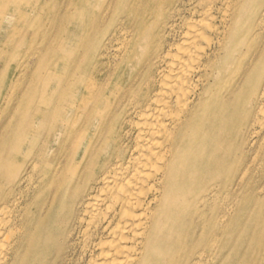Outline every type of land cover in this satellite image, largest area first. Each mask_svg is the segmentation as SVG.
I'll return each instance as SVG.
<instances>
[{
  "label": "bare ground",
  "instance_id": "1",
  "mask_svg": "<svg viewBox=\"0 0 264 264\" xmlns=\"http://www.w3.org/2000/svg\"><path fill=\"white\" fill-rule=\"evenodd\" d=\"M77 17L9 110L0 264H264V0Z\"/></svg>",
  "mask_w": 264,
  "mask_h": 264
},
{
  "label": "rangeland",
  "instance_id": "2",
  "mask_svg": "<svg viewBox=\"0 0 264 264\" xmlns=\"http://www.w3.org/2000/svg\"><path fill=\"white\" fill-rule=\"evenodd\" d=\"M101 4L102 0H0V143L11 132L6 126L26 99V89L47 67L42 62L66 55L70 21L95 16Z\"/></svg>",
  "mask_w": 264,
  "mask_h": 264
}]
</instances>
